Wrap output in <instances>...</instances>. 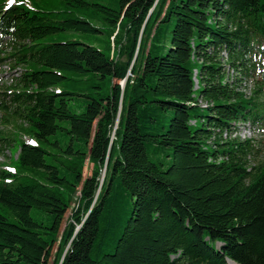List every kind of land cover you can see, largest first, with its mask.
<instances>
[{"label":"trees","instance_id":"1","mask_svg":"<svg viewBox=\"0 0 264 264\" xmlns=\"http://www.w3.org/2000/svg\"><path fill=\"white\" fill-rule=\"evenodd\" d=\"M35 1L0 0V264H264V0Z\"/></svg>","mask_w":264,"mask_h":264},{"label":"rangeland","instance_id":"2","mask_svg":"<svg viewBox=\"0 0 264 264\" xmlns=\"http://www.w3.org/2000/svg\"><path fill=\"white\" fill-rule=\"evenodd\" d=\"M33 2V1H32ZM36 4H38L39 8H46L50 9L53 6V3L51 0H36ZM7 3L10 4L11 0H7ZM59 10H62L61 6H58ZM101 39H104L103 36H99ZM0 50H3V48H0ZM13 66V61L8 60L5 61L0 65V94L3 92H8L9 90L7 89L11 84L15 83V79L18 77V75L21 73L22 68L21 67H14ZM107 83H109V80H107ZM248 85V89L250 90V95L252 96L254 91H256L259 88H262V92L260 93L259 100L264 101V71L260 69H256L252 75V77L246 82ZM107 90V85L104 88V94L105 91ZM2 97V96H0ZM199 114L206 115L207 111L206 110H198ZM2 117V113L0 112V120ZM197 126H200V119H196ZM0 130L8 133V132H13V128L10 125H2L0 123ZM245 126H241L240 124L237 125L235 133H233V136L238 137L240 140L245 141L247 139H251L256 146V150L253 151L250 154V157H248V167H252L254 165H258L261 162H264V126L262 127H255V133L252 132L253 128L251 127L252 131H249ZM253 134V135H252ZM23 141L28 142L27 137H22ZM3 144L0 142V148H2L0 152V170H12L14 168L13 164L9 165L10 160H13L15 156L17 155V152L15 150V147H2ZM16 146V145H15ZM91 164L86 162L85 166L83 168V178H88L90 176L91 172ZM77 196V195H76ZM73 207V206H71ZM70 216V209L66 212L64 216V220L61 224L60 230L63 229L65 226L66 220ZM56 250V245H54L53 250L51 252V256L48 260V264H51V261L53 259L54 252Z\"/></svg>","mask_w":264,"mask_h":264},{"label":"bare ground","instance_id":"3","mask_svg":"<svg viewBox=\"0 0 264 264\" xmlns=\"http://www.w3.org/2000/svg\"><path fill=\"white\" fill-rule=\"evenodd\" d=\"M247 87H248V86H247ZM247 87H246V91H245L244 94H245L246 97H249L251 92H250V90H249ZM237 125H239V124H237ZM237 125H236V127H237ZM240 125H241L242 127L245 126V127H247L248 129H250L249 131H252V130H251V127H252V126H251L249 123H246V124H240ZM236 127H234V128L236 129ZM252 128H253V131H252V132L255 133V130H254L255 127H252ZM232 130H233V129H232ZM252 135H253V134H252ZM230 264H231V263H230Z\"/></svg>","mask_w":264,"mask_h":264},{"label":"water","instance_id":"4","mask_svg":"<svg viewBox=\"0 0 264 264\" xmlns=\"http://www.w3.org/2000/svg\"><path fill=\"white\" fill-rule=\"evenodd\" d=\"M125 82H123V85H124ZM103 177H104V172H103Z\"/></svg>","mask_w":264,"mask_h":264}]
</instances>
